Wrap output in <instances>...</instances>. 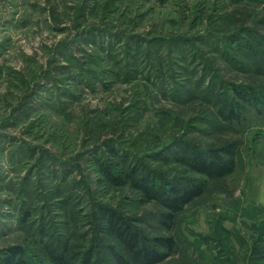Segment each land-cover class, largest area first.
Instances as JSON below:
<instances>
[{"label":"rangeland","instance_id":"1","mask_svg":"<svg viewBox=\"0 0 264 264\" xmlns=\"http://www.w3.org/2000/svg\"><path fill=\"white\" fill-rule=\"evenodd\" d=\"M230 142L234 171L172 220L128 179L204 178L163 155ZM263 187L264 0H0V256L114 264L109 210L174 237L161 264H264Z\"/></svg>","mask_w":264,"mask_h":264},{"label":"trees","instance_id":"2","mask_svg":"<svg viewBox=\"0 0 264 264\" xmlns=\"http://www.w3.org/2000/svg\"><path fill=\"white\" fill-rule=\"evenodd\" d=\"M252 91H239L236 99L226 98L222 100L216 97L217 104L220 105V115L232 121L240 115L239 109L251 101L249 98ZM215 102V103H216ZM171 152V151H170ZM168 154L164 158L173 157L176 161L185 165L191 172L203 175L204 178L189 176L186 178H153L151 175L138 173L136 169L132 174L128 173V179L134 187L148 197L150 200L158 202L166 211L163 215L166 219L172 220L183 211L187 204L193 202L197 197L203 195L206 190L208 179H221L232 173L237 165V149L234 142L223 145L201 147L188 143L180 145L179 148ZM110 168L106 170L107 175L115 183H122L119 177L112 174ZM264 206V205H262ZM105 217L112 225L118 227L120 236L125 241V252L112 250L114 264H161L175 249V239L173 236L158 235L149 238L138 229H134L123 221L119 215L113 211L104 210ZM58 252V248H54ZM52 253L55 264H71L65 253ZM0 264H29L22 246L13 245L0 256ZM78 264H94L91 255L84 257Z\"/></svg>","mask_w":264,"mask_h":264},{"label":"crops","instance_id":"3","mask_svg":"<svg viewBox=\"0 0 264 264\" xmlns=\"http://www.w3.org/2000/svg\"><path fill=\"white\" fill-rule=\"evenodd\" d=\"M262 191H264V187L262 188ZM261 193V192H260ZM259 196H261L260 194H259ZM264 200V199H263ZM261 203H263V204H261V205H264V201H262Z\"/></svg>","mask_w":264,"mask_h":264}]
</instances>
